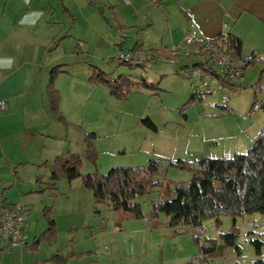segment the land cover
Returning <instances> with one entry per match:
<instances>
[{
    "label": "rangeland",
    "instance_id": "rangeland-1",
    "mask_svg": "<svg viewBox=\"0 0 264 264\" xmlns=\"http://www.w3.org/2000/svg\"><path fill=\"white\" fill-rule=\"evenodd\" d=\"M114 1H117V7L121 5L118 0H110L111 3ZM103 3L106 5V1ZM105 5L104 17L108 22L87 0H0V36H53L45 52V61L68 64L71 74L61 77L65 91L68 95L76 91L83 102V108L74 117L83 122L86 130L93 128L95 132L92 139L97 153L95 163L84 159L79 166L81 173H106L114 166L147 167L149 157L167 161L191 157L202 151L210 152V157H219L224 155L229 144L239 142L240 137L244 143H240L239 152L252 144L264 122L261 107L251 112L254 102L264 101V88L256 87L260 77L264 86L263 35L255 40L258 45L254 51L256 58L244 69L243 87L232 91L228 107L223 108L217 94L204 96L199 101L189 100L187 72H183L181 67L187 65L188 70L191 61L185 55H174L170 51L182 36L177 41L169 40V36H124L126 32L117 27V20ZM119 17L122 16L119 14ZM123 20L128 21L126 16ZM140 37L164 46V54L168 57L156 55L151 68L129 66L117 59L120 52L145 53L128 51L133 44L129 41ZM110 56L114 58L109 59ZM95 66L103 71H112L114 77L120 72L135 77L144 75L158 83L153 84L156 88H138L124 97L111 96L104 83L92 79ZM175 70L179 71L178 74ZM71 78L76 81L74 84L84 82L80 91L72 89ZM223 93H228V89L225 88ZM71 128L79 132L72 125ZM142 158L146 159L145 164H134ZM165 169L171 181H186L191 177L186 169L172 166ZM80 179L81 176H77L70 182L60 177L54 189L56 196L49 190L29 193L26 201L31 210L27 218L38 219L43 204L58 205L61 211H65L79 192H87V196H91L90 191L80 185ZM157 195V191H152L135 199L140 202L141 209L146 210L149 199ZM99 209L107 222L111 219L106 214L117 211L105 204H101ZM162 216L159 213V219ZM65 218L62 216L59 220ZM38 221L42 222V219ZM263 221L260 212L236 216L234 220L229 215H221L219 221L215 218L203 220L200 231L182 226L180 231L173 233V227L165 224L144 230L142 219H136L132 234L104 235L102 239L106 243H113L112 250L108 252L99 247L97 254L101 264H188L193 257L194 264H252L257 257L264 259ZM62 225L58 232L61 245L70 232L78 230V235L88 230L89 233V227L69 231ZM228 231L235 233L234 244L226 243L223 238V233ZM194 234H198V242L193 240ZM255 240L260 241L259 245ZM206 243H209L208 247ZM9 250H1L0 253Z\"/></svg>",
    "mask_w": 264,
    "mask_h": 264
},
{
    "label": "crops",
    "instance_id": "crops-1",
    "mask_svg": "<svg viewBox=\"0 0 264 264\" xmlns=\"http://www.w3.org/2000/svg\"><path fill=\"white\" fill-rule=\"evenodd\" d=\"M118 1L121 3L118 7L117 1L111 3L110 0H87V3L106 22L108 19L104 17L103 5L109 6L114 20H117V27H122L126 32L124 36H169V40L177 41L186 31L199 38L229 32L241 38L243 56L248 54L247 51H255L258 47L255 40L264 36L263 0H129L128 3ZM119 14L122 17H119ZM124 16L127 17V22H124ZM52 40L53 36H0V100L6 102V108H0V208L19 201L28 216L31 207L26 198L29 193L49 190L56 196L54 189L60 177H65L71 182L74 177L86 174L81 173L78 167L77 172L70 177L60 173V169H57L60 173L57 179L51 177L57 156L79 155L82 157L81 165L86 159L84 153L87 134L92 132L95 136L93 128L86 130L82 126L83 122L74 117L77 111L83 108V102L76 91L69 95L65 91L64 79L61 77L71 74L68 64L48 59L45 61V52ZM132 42L128 51H152L157 56L168 57L164 54V46L153 44L146 38L129 41L130 44ZM54 66L60 68L53 84L59 95L58 110L61 119L52 113L46 92L50 70ZM184 67H181V70L188 72L189 69ZM100 71L107 74L110 80H114L118 75H127L134 81L158 83L150 81L144 75L135 77L120 72L114 77L112 71ZM175 71L178 74L179 71ZM74 83L76 81L71 78L72 89L79 91L84 84ZM107 91L109 95L114 96L108 88ZM71 125L78 128L79 132L71 130L74 129ZM242 140L240 137L239 142L229 144L222 156L238 152L242 146L240 143H244ZM203 155L210 156L211 153L202 151L194 153L191 157L178 158L192 160ZM145 161L146 159L142 158L134 164H145ZM80 185L84 187L81 179ZM86 193L79 192L70 200L73 204H68L65 211H61L58 205L54 207L43 204L39 216L42 222L38 221L39 218H27V245L13 246L8 252H1L0 264H101L97 254L99 247L110 252L113 246V243H106L102 239L104 235L132 234L135 232L133 221L136 219H142L144 230H152L166 219L164 216L159 219L157 214L156 219L149 221L145 217L134 218L125 210H117L106 214L111 219L107 222L101 211H94L92 192L90 191L91 196ZM107 207L110 208L109 205ZM44 211H47L54 221V232L49 237L46 236L48 221ZM62 216L66 218L59 220ZM62 224L69 231L82 226L89 227V233L88 230L81 231L78 235V230L70 232L61 245L58 232ZM1 250L3 249L0 247Z\"/></svg>",
    "mask_w": 264,
    "mask_h": 264
},
{
    "label": "trees",
    "instance_id": "trees-1",
    "mask_svg": "<svg viewBox=\"0 0 264 264\" xmlns=\"http://www.w3.org/2000/svg\"><path fill=\"white\" fill-rule=\"evenodd\" d=\"M214 37L225 45L232 59L242 62L244 69L255 60L254 51L242 55V40L239 36L227 32ZM59 71V66L50 70L46 92L52 113L61 119L59 95L53 84ZM91 76L103 82L109 92L117 97H124L139 87L156 88L152 83L134 81L127 75H118L110 80L107 74L98 69H94ZM260 80L261 77L256 86L259 89L264 88ZM201 99L189 92L190 101ZM221 106L228 107L227 103ZM259 107L264 111V101L259 102ZM93 138L94 134L89 132L84 157L94 164L97 153L92 145ZM81 159L79 155L57 156L51 177L57 179L60 173L70 177L77 172ZM166 166L186 169L191 177L186 181H171L166 176ZM57 169H60V173ZM81 181L92 192L96 213L100 211L101 204L115 210H125L134 218L145 217L149 221L162 213L166 219L160 224L173 227V233L180 231L182 226L200 231L203 220L215 218L219 221L221 215H229L234 220L236 216L260 212L264 217V122L252 144L243 152L219 157L203 155L192 160L177 158L165 161L151 157L147 167L114 166L106 173H86L82 175ZM152 191H157L158 195L150 198L147 209L142 210L140 202L135 198ZM44 215L48 221L46 236L49 237L54 232V221L47 211H44ZM223 238L226 243L234 244L236 236L228 231L223 233ZM198 239V234H194L193 240L198 242ZM255 243L259 245L260 241L255 240ZM205 245L208 247L209 243ZM194 259L188 260V264H194ZM252 264H264V259L257 257Z\"/></svg>",
    "mask_w": 264,
    "mask_h": 264
},
{
    "label": "built area",
    "instance_id": "built-area-1",
    "mask_svg": "<svg viewBox=\"0 0 264 264\" xmlns=\"http://www.w3.org/2000/svg\"><path fill=\"white\" fill-rule=\"evenodd\" d=\"M128 3L129 0H122ZM172 54H182L191 61L187 72L189 92L194 96L220 95L222 103H227L233 90L243 87L244 68L242 62L232 59L226 52L225 45L215 37H196L186 31L181 41L170 48ZM156 53H122L117 59L128 65L150 67L154 64ZM194 74V75H192ZM228 93H223L224 89ZM0 108H6V102L0 100ZM259 108L254 102L251 112ZM28 220L23 205L17 201L0 208V247L7 250L13 246L27 245L26 230Z\"/></svg>",
    "mask_w": 264,
    "mask_h": 264
}]
</instances>
